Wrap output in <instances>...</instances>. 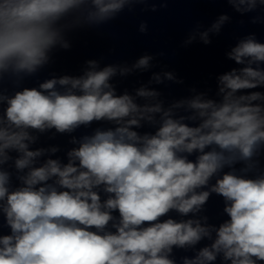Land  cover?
I'll list each match as a JSON object with an SVG mask.
<instances>
[{
	"label": "clouds",
	"instance_id": "9594fccd",
	"mask_svg": "<svg viewBox=\"0 0 264 264\" xmlns=\"http://www.w3.org/2000/svg\"><path fill=\"white\" fill-rule=\"evenodd\" d=\"M223 2L242 15L264 8V0ZM158 3L166 8L169 0ZM138 5L158 10L157 0H0V212L10 230L0 234V264H177L174 248L194 249L204 239L211 243L180 264L218 257L264 264V92L256 90L264 88V42L254 33L226 53L241 67L217 77L219 99L195 86L194 95L167 108L154 88L117 94L113 77L147 71L163 52L145 53L130 67L88 60L80 76L3 94L6 74L30 76L58 43L70 48L65 28L81 18L104 25ZM72 13H79L75 21ZM229 20L221 14L204 31L197 24L182 46L197 35L210 45V33L219 35ZM138 31L147 33L146 21ZM165 80L185 83L174 71L153 73L150 83ZM93 122L110 126L73 137L66 163L40 160L57 147H30L38 139L33 131L71 134ZM145 124L153 130L141 132ZM213 193L223 198L227 219L217 227L207 216L188 218Z\"/></svg>",
	"mask_w": 264,
	"mask_h": 264
}]
</instances>
